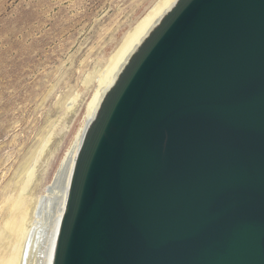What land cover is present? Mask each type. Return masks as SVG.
I'll return each instance as SVG.
<instances>
[{
    "label": "water",
    "instance_id": "1",
    "mask_svg": "<svg viewBox=\"0 0 264 264\" xmlns=\"http://www.w3.org/2000/svg\"><path fill=\"white\" fill-rule=\"evenodd\" d=\"M53 264H264V0H180L103 103Z\"/></svg>",
    "mask_w": 264,
    "mask_h": 264
},
{
    "label": "rangeland",
    "instance_id": "2",
    "mask_svg": "<svg viewBox=\"0 0 264 264\" xmlns=\"http://www.w3.org/2000/svg\"><path fill=\"white\" fill-rule=\"evenodd\" d=\"M158 1L0 0V223L23 191L33 218L112 55Z\"/></svg>",
    "mask_w": 264,
    "mask_h": 264
},
{
    "label": "bare ground",
    "instance_id": "3",
    "mask_svg": "<svg viewBox=\"0 0 264 264\" xmlns=\"http://www.w3.org/2000/svg\"><path fill=\"white\" fill-rule=\"evenodd\" d=\"M179 1H158L137 22L134 29L125 36L119 48L116 49L87 107L86 117L79 133L61 160L50 187L44 195L38 198L33 218H30L31 220L27 218L29 212L27 213L28 205L24 191L14 199L10 207L6 208V214L0 223V241L3 237L8 238L6 236L8 232L13 235L16 241L12 242V251L9 255L0 252V264H53L70 184L88 132L96 121L110 91L156 28ZM32 176L33 171L30 172L22 189L28 186Z\"/></svg>",
    "mask_w": 264,
    "mask_h": 264
}]
</instances>
